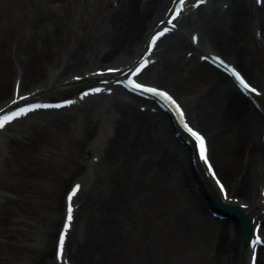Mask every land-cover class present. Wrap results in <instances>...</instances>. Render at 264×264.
Returning a JSON list of instances; mask_svg holds the SVG:
<instances>
[{
  "label": "bare ground",
  "instance_id": "6f19581e",
  "mask_svg": "<svg viewBox=\"0 0 264 264\" xmlns=\"http://www.w3.org/2000/svg\"><path fill=\"white\" fill-rule=\"evenodd\" d=\"M171 1L37 0V6L27 11L33 12L32 32L18 40H0V108L13 101L17 81L21 92L28 88L21 95L31 93L33 97L47 98L70 92L82 84L95 85L109 77H92V71L119 69L111 75V82H116L121 72L139 58L148 33L164 18ZM206 3L181 22L175 39L165 42L159 51L151 67L153 75L144 79L170 90L184 85L192 75L208 69L212 72L206 73L211 78L209 83L185 109L187 117L207 138L209 134L212 139H227V146L222 149L223 165L216 167L210 151L209 159L217 177L227 187L232 204H245L248 207L244 213L264 224V105L260 104L262 110L254 108L229 76L200 61L208 53L221 55L260 88L264 97V5H257V0ZM2 16L0 10V19ZM44 22H48L47 28H39ZM194 37H198L197 45L192 43ZM13 61V80L7 86L5 71ZM75 76L83 77L82 83H76ZM115 92L129 96L118 87ZM129 97L132 99L117 97L109 103L102 100L75 109L78 133L85 128L88 132L99 130L102 138L95 149L88 146L79 150V158L82 153L94 150L92 154L98 157L96 164L70 159L65 167L67 176L87 166L93 174L90 185L86 187L83 182L74 199L78 208L73 224L78 221L81 232L69 246L70 231L65 243L63 254L70 264H101L99 254L106 250L119 254L122 234L117 232L118 206H127L124 212L130 211L138 198L153 192L160 182H176L184 209L175 221L179 229L187 232L198 225H212L205 216L207 204L200 196L210 205L212 195L219 192L193 160L194 150L182 147L171 136L173 122L166 115L159 110L151 112L155 103ZM142 106L146 109L141 112ZM67 111L45 122H65L69 118L65 115ZM164 127L168 132L164 131L162 138L160 130ZM78 133L74 140L78 141ZM13 182V188L27 193L22 179ZM10 201H0L3 204L0 207L8 206ZM4 215L10 216L7 213L1 217L5 218ZM54 221L51 218L49 225ZM213 227L205 246L207 264H248L250 247L243 245L237 221H216ZM260 230L264 232V228ZM257 254V264H264V250ZM144 256L143 262L148 264L150 259Z\"/></svg>",
  "mask_w": 264,
  "mask_h": 264
},
{
  "label": "rangeland",
  "instance_id": "374dc122",
  "mask_svg": "<svg viewBox=\"0 0 264 264\" xmlns=\"http://www.w3.org/2000/svg\"><path fill=\"white\" fill-rule=\"evenodd\" d=\"M35 6L37 0H0V10L4 13L0 19V40H18L30 34L33 12L27 11ZM47 26L48 22H44L39 28L46 29ZM14 65L13 61L5 71L7 86L13 80ZM152 71L150 69L147 73L148 77L153 75ZM204 71L192 75L184 85L170 89L185 108H189L193 97L209 83L208 71L212 72L209 69ZM73 88L70 95L82 86ZM24 90L28 88L24 87ZM58 97L61 96L53 95L52 99ZM112 98H96L92 103L99 104L102 100L109 103ZM48 115L36 114L7 129L4 138H0V201L12 200L8 206L0 207V264L54 263V242L64 211V193L72 183L85 177L88 170V167H83L67 176L65 167L69 166L70 159L90 162L93 156V152H89L86 155L82 153L80 156L83 157L79 158V150L92 146L99 130L88 132L85 128L78 133L80 126L77 125L79 120L75 111L66 112L69 118L61 123H44ZM78 117L81 119L82 116ZM85 127L89 128L87 124ZM164 131L168 132L167 127L160 130L162 138ZM75 133H78V141L73 139ZM208 137L211 158L218 168L225 161L222 149L227 146V139H212L209 134ZM90 175L87 176V185ZM19 179L26 183L24 190L27 193L13 188V180ZM208 181L215 188L211 180ZM133 204L128 212H124L127 206H118L117 232L122 234V245L119 254L107 250L101 252V264H146L142 258L144 255L150 259L148 264H207L206 241L218 220L206 210L205 216L212 225H198L187 232L179 229L175 221L184 209L175 181L158 183L153 192L138 198ZM7 213L10 216L1 217ZM51 218L55 221L49 225ZM75 224L69 246L80 236L81 224L78 221Z\"/></svg>",
  "mask_w": 264,
  "mask_h": 264
},
{
  "label": "snow or ice",
  "instance_id": "6c2138e0",
  "mask_svg": "<svg viewBox=\"0 0 264 264\" xmlns=\"http://www.w3.org/2000/svg\"><path fill=\"white\" fill-rule=\"evenodd\" d=\"M206 0H197L196 6L199 7L201 4L205 3ZM258 2L262 5H264V0H258ZM186 0H178V9L175 10V14L172 17L175 23H173L172 27L175 28L176 25L179 23V18L181 16V13L185 7ZM169 29L165 28L163 31L157 32L155 36L151 39V46L153 48L156 47V42L166 33ZM205 59H211L214 64H216L219 67H222L225 72H227L230 76L234 77V82L236 83L237 87L241 89L244 92L251 91L253 93L261 94V90H258L257 87H255L246 77L244 74L241 73L237 69V67L226 64L225 60L219 56L216 55L215 57H205ZM149 64V60L145 58L142 62H140L134 69H130L131 77L130 79H126L122 83L125 87H127L129 90L137 93H143L144 95L154 96L156 98H163L166 105L170 104L172 108L175 109L177 115L179 116L180 120L183 122L184 128L187 130V132L195 138L196 141L199 142V149H200V156L204 159V161L208 164L209 169L212 170V174L215 176L216 172L213 168L212 162L209 160L208 155L206 154V141L204 135L202 133L193 128L187 119L185 118V112L182 108L181 104L178 103L177 99L170 94L166 89H163L158 86H151L147 83L138 82L136 77H139V75L143 72V70L147 67ZM108 72H115L119 71V69L109 68L107 69ZM101 75L104 74V70L101 71ZM80 77H77L79 79ZM118 83H121L120 81H117ZM19 88V86H18ZM102 90L99 88H93L90 89L88 92H84L81 94L82 98L84 96L93 94V93H99ZM110 92L111 89H108ZM19 95V91L17 92ZM29 95H32L29 93ZM21 99H27L26 97L21 95ZM13 103H16L15 100H13ZM73 103L71 100H65L62 104H50V103H26L24 107H18L16 111H11L6 115L0 116V130L5 129L6 126H8L12 121L17 120L21 117H24L28 115V113L34 112L39 109H50V108H62L69 106ZM219 182V179H218ZM220 183L221 189H224L225 186L222 182ZM80 188V185H76V190ZM76 190H74L69 195V207H68V221L70 222L72 220V205H71V199L72 196L75 195ZM228 193L227 190H225V196L227 197ZM264 228V226H259L257 229L258 235L256 236V239L252 242L253 247L255 248L258 245H264V239H262V236H264V232H262L260 229ZM67 234V227L64 230V234H62L60 238L59 248L60 252L63 253L64 249V236ZM252 264H257V256L255 253L252 256Z\"/></svg>",
  "mask_w": 264,
  "mask_h": 264
},
{
  "label": "water",
  "instance_id": "95a60500",
  "mask_svg": "<svg viewBox=\"0 0 264 264\" xmlns=\"http://www.w3.org/2000/svg\"><path fill=\"white\" fill-rule=\"evenodd\" d=\"M213 203L217 210L222 214H231L239 220L240 225H242L241 235L244 239V245L248 244L252 231L249 218L243 215V213L239 210V207L232 208L224 206L221 203L220 198L216 195L214 196Z\"/></svg>",
  "mask_w": 264,
  "mask_h": 264
}]
</instances>
